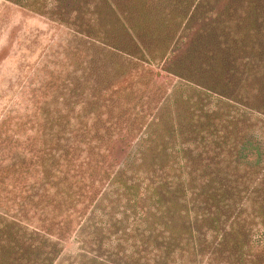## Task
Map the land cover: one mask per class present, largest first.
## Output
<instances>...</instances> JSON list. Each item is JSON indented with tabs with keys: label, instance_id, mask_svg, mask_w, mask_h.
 <instances>
[{
	"label": "rangeland",
	"instance_id": "1",
	"mask_svg": "<svg viewBox=\"0 0 264 264\" xmlns=\"http://www.w3.org/2000/svg\"><path fill=\"white\" fill-rule=\"evenodd\" d=\"M248 4L0 0V264H28L19 220H33L34 227L55 234L44 231L46 236L58 238V225L72 206L57 203L65 184L53 175L64 157L77 169L68 181L72 189L87 185L90 196L101 198L108 183L98 170L111 163L119 169L131 159L140 141L156 130L151 126L156 118L161 119L152 143L157 168L156 156L167 160L164 148L170 154L180 150V158H188L193 147L204 148L206 113L222 98V86L237 91L241 81L222 16ZM129 30H137L143 43L133 44ZM240 118L248 121L241 136L256 139L257 120ZM248 156L257 158L255 151ZM177 159L171 154L166 162ZM74 232L61 240L55 264L78 252ZM261 246L251 241L244 263L261 253Z\"/></svg>",
	"mask_w": 264,
	"mask_h": 264
},
{
	"label": "trees",
	"instance_id": "2",
	"mask_svg": "<svg viewBox=\"0 0 264 264\" xmlns=\"http://www.w3.org/2000/svg\"><path fill=\"white\" fill-rule=\"evenodd\" d=\"M245 2L248 6L230 7L228 17L222 16V32L231 30L229 59L241 65L237 74L242 82L237 91L222 86V98H215L216 108L206 113L204 148L193 147L188 158H180V150L171 153L179 159L173 164L167 163L171 154L164 148L167 162L156 156L157 168L152 143L161 119L156 118L154 135L140 141L131 159L119 169L111 163L98 170L96 175L108 183L101 198L90 196L87 185L72 189L68 181L77 177V169L64 157L53 175L65 184L57 203L72 206L58 223V238L46 236L44 231L55 234L34 227L33 220L15 223L19 241L28 248V264H55L63 252L61 240L74 230L79 250L61 264H247L251 241L263 251L248 264H264V4ZM129 32L133 44L143 41L137 30ZM241 115L259 123L256 139L241 136L242 124H248ZM249 151H255L254 161Z\"/></svg>",
	"mask_w": 264,
	"mask_h": 264
}]
</instances>
